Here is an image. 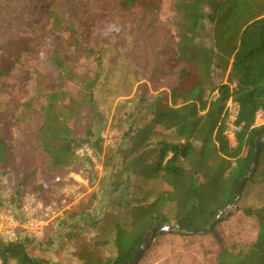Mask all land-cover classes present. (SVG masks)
<instances>
[{"label":"trees","instance_id":"16d2710c","mask_svg":"<svg viewBox=\"0 0 264 264\" xmlns=\"http://www.w3.org/2000/svg\"><path fill=\"white\" fill-rule=\"evenodd\" d=\"M162 1L115 0L112 11L94 18L67 0L43 5L50 22L45 60L56 77L46 80L40 71L34 72L36 93L23 103L18 122L22 125L42 116L33 135L36 152H42L57 170L76 166V151L84 145L97 157L102 154L103 138L83 120L89 110L98 118L96 89L105 58L119 37L114 26L126 30L134 17L135 27L142 30L148 23L153 29L152 13H159ZM170 10L167 38L173 43V64L163 74L169 88L153 100L146 92L138 109H147L150 123H168L181 136L178 142H167L152 124L140 126L145 116L136 118L124 175L131 172L140 182L161 180L162 186L148 204L116 202L121 212L133 210L131 219L116 228L113 256L101 257L98 250L83 244L78 254L83 264L131 260L145 235L159 223L208 228L234 199L252 166L256 140L264 136V124H257L258 114H264V0H170ZM3 51L0 45V89L11 71L1 57ZM230 100L239 107L233 142L225 133ZM80 126H85L84 136L79 135ZM19 142L15 132L10 134L0 124V173L7 171L10 156L18 157ZM127 182L128 176H116L111 193L122 192L130 186ZM251 189L264 195V142L235 212L227 217L223 213L208 233L176 229L156 234L137 264H264V196H259L263 203L244 205ZM13 244L0 238V248ZM6 258L4 264L14 259L17 264H50L25 259L17 249Z\"/></svg>","mask_w":264,"mask_h":264},{"label":"rangeland","instance_id":"374dc122","mask_svg":"<svg viewBox=\"0 0 264 264\" xmlns=\"http://www.w3.org/2000/svg\"><path fill=\"white\" fill-rule=\"evenodd\" d=\"M48 1L0 0V45L4 47L1 57L11 68L4 78L5 86L0 89V124L10 134L15 132L20 141L18 157L10 156L7 171L0 173V228L11 226L19 236L15 243L26 241L31 259L50 264H83L78 256L83 244L98 250L101 257L113 256L116 228L131 219L133 210L121 212L116 202L148 204L162 186L161 180L140 182L131 172L124 175L132 146L130 128L136 118L145 116L140 126L152 124L154 132L167 142H178L181 136L178 128L168 123H150L147 109H138L139 99L146 92L153 100L169 88L163 74L173 64V43L167 38L170 0H163L159 13H152L153 29H149L148 23L142 30L135 27L134 17L129 18L126 30L119 24L114 26L119 37L105 58L96 89L98 118L89 110L83 120L86 127L103 138L102 154L97 157L92 150L82 154L79 149L75 155L78 164L69 170H57L42 152H36L33 135L43 122L41 115L33 122H18L23 103L36 93L34 72L40 71L46 80L56 77L45 60L49 45L45 36L50 22L43 5ZM67 3L77 4L92 18L109 13L115 6V0ZM168 102L171 104V98ZM136 112V117L131 116ZM261 120L264 121V114ZM85 126L79 127L80 136H84ZM118 175L128 176L130 186L112 194L111 183ZM255 190L247 194L244 205L262 202L259 196L264 195ZM239 203L240 200L237 206ZM227 216L225 213L224 217ZM0 238L12 243L1 235ZM17 263L16 259L11 260V264Z\"/></svg>","mask_w":264,"mask_h":264},{"label":"water","instance_id":"95a60500","mask_svg":"<svg viewBox=\"0 0 264 264\" xmlns=\"http://www.w3.org/2000/svg\"><path fill=\"white\" fill-rule=\"evenodd\" d=\"M262 142H264V136H259L257 138L256 144H255V153H254V157L252 160V166L246 172L243 179L239 182V184L236 188V193H235L234 199L232 200V202L230 203V205L226 209L221 211V213L216 217V219L210 224V226L208 228H202V229H198V230H190V229H187V228L182 227L180 225H167V224L159 223V224L155 225L145 235L144 240L141 243V246L139 247V249L135 253V256L131 260H128V261L121 263V264H137L140 257H141V252H143L149 246V244L153 240L154 236L158 233L171 232L173 230L179 229V230L185 231L187 233L199 234V233H208V231L212 230L215 223H217L222 218L223 213H226V215H229V213H231V211L237 206V204L241 198V193H242L241 189L244 187L246 181L253 175V173L255 172V170L257 168L259 151H260V147H261ZM16 249L20 250L23 253V256L25 259L29 258L28 254L26 252L25 245L23 243H15L6 249L0 248V258L2 260L6 261L7 260L6 257L8 256V254L11 253L13 250H16ZM22 264H24V261Z\"/></svg>","mask_w":264,"mask_h":264},{"label":"built area","instance_id":"2783aa9c","mask_svg":"<svg viewBox=\"0 0 264 264\" xmlns=\"http://www.w3.org/2000/svg\"><path fill=\"white\" fill-rule=\"evenodd\" d=\"M226 114L228 115L227 119V127H226V135L228 138L233 142L235 139V132L238 130L234 124L236 117L238 115L239 107L236 103L232 102L231 100L228 102ZM262 112L257 116V124H264V121L261 120ZM229 122V123H228ZM90 147L88 145H84L80 149V153H89ZM10 225V224H9ZM0 235L4 238V240H8L10 242H17L19 240V236L17 232L11 228V226L0 228ZM0 264H4L3 260L0 258Z\"/></svg>","mask_w":264,"mask_h":264},{"label":"flooded vegetation","instance_id":"af4514ba","mask_svg":"<svg viewBox=\"0 0 264 264\" xmlns=\"http://www.w3.org/2000/svg\"><path fill=\"white\" fill-rule=\"evenodd\" d=\"M27 259H30V258H27ZM23 263V262H22ZM25 263V262H24Z\"/></svg>","mask_w":264,"mask_h":264}]
</instances>
